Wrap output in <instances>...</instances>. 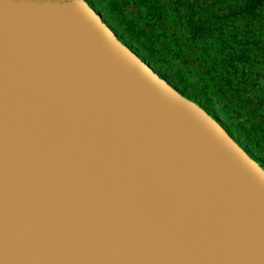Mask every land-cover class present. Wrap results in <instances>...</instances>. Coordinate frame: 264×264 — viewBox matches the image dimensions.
I'll use <instances>...</instances> for the list:
<instances>
[{
  "label": "water",
  "instance_id": "1",
  "mask_svg": "<svg viewBox=\"0 0 264 264\" xmlns=\"http://www.w3.org/2000/svg\"><path fill=\"white\" fill-rule=\"evenodd\" d=\"M0 264H264V168L88 0H0Z\"/></svg>",
  "mask_w": 264,
  "mask_h": 264
},
{
  "label": "trees",
  "instance_id": "2",
  "mask_svg": "<svg viewBox=\"0 0 264 264\" xmlns=\"http://www.w3.org/2000/svg\"><path fill=\"white\" fill-rule=\"evenodd\" d=\"M209 1L216 6L217 13L209 11V8L204 12L201 10V5L188 3L186 0H118L117 2L120 10L129 15L134 12L130 24L146 30L151 36L156 33L154 37L163 39L165 34L162 33L161 26L173 32L187 34L189 37L184 38L191 41V49L196 50L197 58L202 59L205 64L203 66L209 70L212 78L216 79V81L213 79L216 84L220 83L221 88L225 90L229 87L238 88L242 84V93H248L243 92L245 86L248 87L250 84L248 88L253 89L252 80L264 74V0ZM203 6H207L205 2ZM238 23L242 25L241 29L237 27ZM119 37L128 44L121 36ZM248 39L257 44L246 43ZM248 45L254 50H248ZM135 51L137 52L136 49ZM142 52L144 56L137 53L147 61L146 54ZM247 80L249 82H246ZM187 88L201 96L193 87ZM254 89L257 92L256 96L264 101V84L256 83ZM184 93L197 101L188 93ZM209 101L210 99L207 98L205 102L211 106L212 103ZM211 107L217 109L215 105ZM262 120L264 123V118Z\"/></svg>",
  "mask_w": 264,
  "mask_h": 264
},
{
  "label": "rangeland",
  "instance_id": "3",
  "mask_svg": "<svg viewBox=\"0 0 264 264\" xmlns=\"http://www.w3.org/2000/svg\"><path fill=\"white\" fill-rule=\"evenodd\" d=\"M88 1L125 42L133 46L143 56L142 51H144L147 55H145V59L157 72L177 89L188 93L210 112L216 114L223 121L226 130L241 146L251 151L258 162L264 166V123L262 120L264 118V101L256 96L257 92L254 89L256 83L264 84V74L252 80L254 82L251 84L253 89L248 88L250 84L248 87L245 86L243 92L248 93H242V84L238 88L222 89L220 83L216 84L214 82L216 79L212 78V74L203 66L205 64L202 59L197 58L196 50L191 49V41L184 38L185 36L189 37L187 34L173 32L171 29L161 26L162 33L165 35L163 39H160L154 37L156 33L151 36L146 30L130 24L134 12L129 15L120 10L118 0ZM186 1L201 5V10L204 12L209 8V11L217 13L216 6L212 5L209 0ZM204 2L208 7L203 6ZM236 25L239 29L242 28L240 23ZM246 43L257 44L251 39L246 40ZM247 49L254 50L250 45L247 46ZM186 86L193 87L201 96L189 91ZM207 98L217 109L205 102Z\"/></svg>",
  "mask_w": 264,
  "mask_h": 264
}]
</instances>
